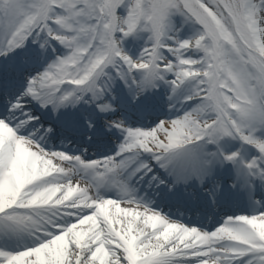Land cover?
Wrapping results in <instances>:
<instances>
[{
	"label": "snow or ice",
	"instance_id": "1",
	"mask_svg": "<svg viewBox=\"0 0 264 264\" xmlns=\"http://www.w3.org/2000/svg\"><path fill=\"white\" fill-rule=\"evenodd\" d=\"M0 264H264V0H0Z\"/></svg>",
	"mask_w": 264,
	"mask_h": 264
},
{
	"label": "rangeland",
	"instance_id": "2",
	"mask_svg": "<svg viewBox=\"0 0 264 264\" xmlns=\"http://www.w3.org/2000/svg\"><path fill=\"white\" fill-rule=\"evenodd\" d=\"M181 19L179 17L174 18V23L175 22H180ZM182 22V21H181ZM184 28L182 30L179 29V36L180 39H189L191 37H193L196 34V30L198 26H193L190 24H184L182 22ZM117 38L119 39V34H117ZM131 44H138L134 49H131L132 47L130 46V56L136 57L139 55L140 51L142 50L143 46H144V38H137L136 36H132V37H128V38H124L123 39V48H127V46ZM152 117H149L146 121H143V123L147 122H151ZM133 122V121H132ZM134 123V122H133ZM108 136V135H107ZM109 140V139H108ZM114 144V143H113Z\"/></svg>",
	"mask_w": 264,
	"mask_h": 264
},
{
	"label": "bare ground",
	"instance_id": "3",
	"mask_svg": "<svg viewBox=\"0 0 264 264\" xmlns=\"http://www.w3.org/2000/svg\"><path fill=\"white\" fill-rule=\"evenodd\" d=\"M175 25H176V27H177V30L179 31V29L180 30H182L183 28H184V26H183V24H182V22L180 21V22H175ZM130 45L131 44H129L127 47H130ZM138 44H133V46H134V48L137 46ZM124 49V48H123ZM124 51H125V49H124ZM126 51H127V49H126ZM127 53V52H126ZM128 54V53H127ZM131 121H133L134 123H136V121H137V117L135 116V115H133L132 117H131ZM144 121H146V120H144ZM100 122H102V121H100ZM100 122H98V127H99V124H101ZM145 123H147V122H145ZM100 132H101V136L103 135L102 133V129H100ZM113 141H114V139H113ZM112 148V146H108L107 148H106V150H110ZM90 155V154H89ZM57 163L59 164L60 162L59 161H57ZM65 167H67V165L65 164L64 165ZM73 184L74 185H76L77 183H79V185L81 186V180H78V179H76V178H74L73 179ZM241 200H242V202L244 203V204H247V201H246V199L245 198H243V197H241ZM225 205H226V207H228V205H227V203H225ZM122 207H131L130 205H127V204H124V205H122ZM168 207H170V208H172L174 211H173V214H172V216H176V217H178V214H176L175 213V211H176V209H174L173 208V204H169L168 205ZM160 209H162L163 210V212L164 211H166V210H168V208L166 207V208H160ZM244 212H248L247 210H245ZM222 215L223 216H229V215H232L231 213H229L228 212V210H226V209H224L223 210V212H222ZM182 222H184V221H182Z\"/></svg>",
	"mask_w": 264,
	"mask_h": 264
}]
</instances>
